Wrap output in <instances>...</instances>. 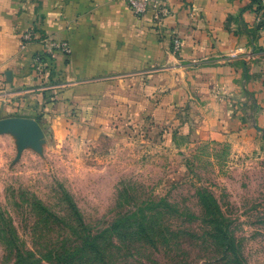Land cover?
<instances>
[{"label": "rangeland", "instance_id": "rangeland-1", "mask_svg": "<svg viewBox=\"0 0 264 264\" xmlns=\"http://www.w3.org/2000/svg\"><path fill=\"white\" fill-rule=\"evenodd\" d=\"M46 99L17 106L0 87V226L27 248H65L58 229L76 210L92 234L112 230V252L92 264H264V126L243 148L199 144L186 112ZM47 222L52 232L36 227ZM135 225L165 241L123 237ZM12 261L0 244V264Z\"/></svg>", "mask_w": 264, "mask_h": 264}, {"label": "crops", "instance_id": "crops-1", "mask_svg": "<svg viewBox=\"0 0 264 264\" xmlns=\"http://www.w3.org/2000/svg\"><path fill=\"white\" fill-rule=\"evenodd\" d=\"M165 3L157 24L119 0H0L1 99L140 102L164 118L186 112L199 144L243 148L264 126V2ZM26 31L34 40L21 48ZM50 41L70 52L47 56L40 74L34 58Z\"/></svg>", "mask_w": 264, "mask_h": 264}, {"label": "trees", "instance_id": "trees-1", "mask_svg": "<svg viewBox=\"0 0 264 264\" xmlns=\"http://www.w3.org/2000/svg\"><path fill=\"white\" fill-rule=\"evenodd\" d=\"M46 62V60H45ZM42 212L45 210L42 209ZM1 215V214H0ZM72 218V225L64 226L60 231L65 232L64 242H66L65 248H60L56 250H61L63 253L54 250L49 251L47 254L43 255L41 252L36 250L29 249L25 246V243L20 240L18 232L14 226L1 225L0 226V244L3 246L4 257L5 253L7 255H12L13 261L10 264H92L98 259L103 258L105 255H108L112 252L109 236H111L112 230L106 229L97 234H92L86 229V225L83 223L82 217L76 210L70 212ZM3 216V215H1ZM54 221L60 220L61 217L54 214ZM48 222L44 223L42 226L38 225L36 227H43L44 229L48 228L46 232H52L53 227H47ZM122 226L114 225L113 230L118 231ZM125 236L128 239H137L138 241L143 240L145 243H152L158 241L159 237L165 241V238L160 230H153V235L146 227L141 225H135L134 227L125 228L123 227ZM33 229H36L33 227ZM32 229V230H33ZM35 235H38L36 231ZM42 233V232H41ZM39 232V234L41 235ZM119 235V234H117Z\"/></svg>", "mask_w": 264, "mask_h": 264}, {"label": "built area", "instance_id": "built-area-1", "mask_svg": "<svg viewBox=\"0 0 264 264\" xmlns=\"http://www.w3.org/2000/svg\"><path fill=\"white\" fill-rule=\"evenodd\" d=\"M123 2L127 8L131 11V13L135 16H142L148 10L153 11V20L155 23L160 24L163 20L170 15V10L165 3V0H119ZM264 2V0H260ZM34 40V36L31 31H26L23 33L20 39V46L24 48V46ZM173 49L177 51L180 46V41L175 38L173 39ZM56 52L69 53V47L65 42H46L44 45V50L39 55H36L34 58V67L35 70L43 74L45 70V60L47 56H53Z\"/></svg>", "mask_w": 264, "mask_h": 264}, {"label": "water", "instance_id": "water-1", "mask_svg": "<svg viewBox=\"0 0 264 264\" xmlns=\"http://www.w3.org/2000/svg\"><path fill=\"white\" fill-rule=\"evenodd\" d=\"M17 126H19L22 129H31V122H26V121H18Z\"/></svg>", "mask_w": 264, "mask_h": 264}]
</instances>
